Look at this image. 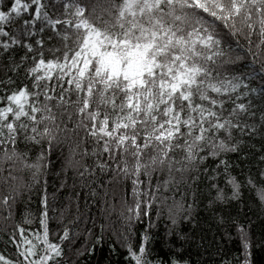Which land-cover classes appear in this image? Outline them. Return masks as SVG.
I'll use <instances>...</instances> for the list:
<instances>
[{"label": "snow or ice", "instance_id": "snow-or-ice-1", "mask_svg": "<svg viewBox=\"0 0 264 264\" xmlns=\"http://www.w3.org/2000/svg\"><path fill=\"white\" fill-rule=\"evenodd\" d=\"M264 0H0V264H257Z\"/></svg>", "mask_w": 264, "mask_h": 264}, {"label": "trees", "instance_id": "trees-1", "mask_svg": "<svg viewBox=\"0 0 264 264\" xmlns=\"http://www.w3.org/2000/svg\"><path fill=\"white\" fill-rule=\"evenodd\" d=\"M257 264H264V254H257Z\"/></svg>", "mask_w": 264, "mask_h": 264}]
</instances>
